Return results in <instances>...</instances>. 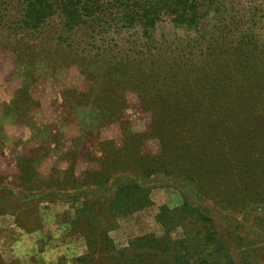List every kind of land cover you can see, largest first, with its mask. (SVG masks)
Segmentation results:
<instances>
[{
    "label": "trees",
    "instance_id": "16d2710c",
    "mask_svg": "<svg viewBox=\"0 0 264 264\" xmlns=\"http://www.w3.org/2000/svg\"><path fill=\"white\" fill-rule=\"evenodd\" d=\"M17 5L30 30L55 15L68 33H92L112 19L118 34L136 28L146 47L115 66L128 67L122 78L154 121L147 132L124 134L135 144L113 148V167L103 165L97 177L80 184L96 186L100 194L86 189L71 196L74 214L65 228L85 247L74 264H252L251 244L245 243L255 232L247 228L248 218L264 229L258 217L264 213V34L244 26L226 0H0V22ZM163 20L190 41L168 46L159 33ZM178 73L193 77L183 104L168 96ZM115 107L119 117L121 106ZM150 137L159 140L160 152L144 155L140 148ZM159 182L181 199L159 208L165 235L144 234L117 247L109 232L151 205ZM173 231L180 233L173 238Z\"/></svg>",
    "mask_w": 264,
    "mask_h": 264
},
{
    "label": "rangeland",
    "instance_id": "374dc122",
    "mask_svg": "<svg viewBox=\"0 0 264 264\" xmlns=\"http://www.w3.org/2000/svg\"><path fill=\"white\" fill-rule=\"evenodd\" d=\"M226 3L244 26L264 34V0ZM20 12L18 5L10 7L0 22V264H74L85 247L77 233L65 228L74 214L71 196L86 189L100 194L96 186L80 184L115 162L113 148L135 144L132 138L123 140L124 134L147 132L154 121L153 112L142 107L137 91L122 78L128 67L122 71L115 66L146 47L136 28L118 34L112 19L92 33L83 28L68 33L57 15L30 30L21 22ZM211 18L221 27L217 15ZM230 20L234 30L236 22ZM159 30L168 46L190 41L166 20ZM196 69L193 65L192 71ZM179 76L175 92L168 96L183 104L193 77ZM197 88L196 92L202 85ZM116 103L121 106L119 117ZM142 144L144 155L160 152L154 137ZM151 200V205L120 219L109 232L117 247L144 234L165 235L157 213L163 204H179L180 196L159 182ZM258 217L264 220V213ZM252 221L250 216L246 226L255 234L245 244H251L252 264H264V229L253 227Z\"/></svg>",
    "mask_w": 264,
    "mask_h": 264
}]
</instances>
